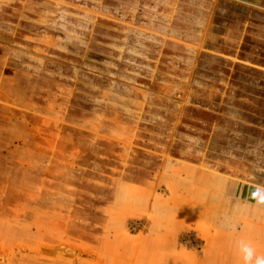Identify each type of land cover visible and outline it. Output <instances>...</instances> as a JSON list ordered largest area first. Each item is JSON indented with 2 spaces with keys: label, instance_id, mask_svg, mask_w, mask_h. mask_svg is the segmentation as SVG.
<instances>
[{
  "label": "rangeland",
  "instance_id": "obj_1",
  "mask_svg": "<svg viewBox=\"0 0 264 264\" xmlns=\"http://www.w3.org/2000/svg\"><path fill=\"white\" fill-rule=\"evenodd\" d=\"M249 60H264V9L234 0H0V217L30 232L12 264H85L117 182L186 163L264 185V64ZM122 231L155 229L143 214ZM179 244L205 247L187 228Z\"/></svg>",
  "mask_w": 264,
  "mask_h": 264
},
{
  "label": "crops",
  "instance_id": "obj_2",
  "mask_svg": "<svg viewBox=\"0 0 264 264\" xmlns=\"http://www.w3.org/2000/svg\"><path fill=\"white\" fill-rule=\"evenodd\" d=\"M234 1L264 9V0ZM256 62L264 64V60ZM227 177L211 168L179 163L161 180L132 185L117 182L111 197L98 203L95 216L106 221L105 228L98 241L88 242L91 246L84 249L91 256L85 264H243L241 242L264 256V204L251 196L256 186L264 185ZM143 214L151 216L154 232L132 237L120 232L130 217ZM15 227L0 217V264L13 263L8 251L24 242L23 249L29 247L28 229ZM185 228L202 237L205 247L201 253L179 244ZM113 229L118 235L110 233ZM14 233L18 234L15 241Z\"/></svg>",
  "mask_w": 264,
  "mask_h": 264
},
{
  "label": "clouds",
  "instance_id": "obj_3",
  "mask_svg": "<svg viewBox=\"0 0 264 264\" xmlns=\"http://www.w3.org/2000/svg\"><path fill=\"white\" fill-rule=\"evenodd\" d=\"M251 196L258 204H264V187L256 186ZM239 252L241 253L243 264H264V256L256 255L255 249L247 243L241 242L239 244Z\"/></svg>",
  "mask_w": 264,
  "mask_h": 264
}]
</instances>
